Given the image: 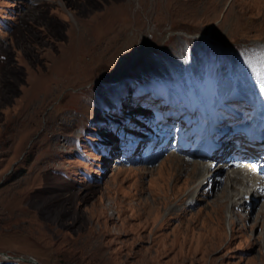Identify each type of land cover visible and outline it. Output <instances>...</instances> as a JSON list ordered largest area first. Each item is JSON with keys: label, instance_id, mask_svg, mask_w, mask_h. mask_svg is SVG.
<instances>
[{"label": "rangeland", "instance_id": "obj_1", "mask_svg": "<svg viewBox=\"0 0 264 264\" xmlns=\"http://www.w3.org/2000/svg\"><path fill=\"white\" fill-rule=\"evenodd\" d=\"M256 85L264 0H0V261L264 264V199L235 229L213 204Z\"/></svg>", "mask_w": 264, "mask_h": 264}, {"label": "bare ground", "instance_id": "obj_2", "mask_svg": "<svg viewBox=\"0 0 264 264\" xmlns=\"http://www.w3.org/2000/svg\"><path fill=\"white\" fill-rule=\"evenodd\" d=\"M200 36H202V35H200ZM209 36H210V33L207 31L206 34H204V36H202V37L207 38ZM258 85L255 86V87H257V89H256L257 91L255 90L256 92L254 91V93L251 94L252 97L257 100L256 111L254 113V118L251 122V125L253 126L252 129H254L255 131H257L258 128L264 123V99H263L264 96L259 95L260 87ZM253 134H257V133H253ZM223 144H224V142L222 141V145ZM172 154L173 153H171V155ZM194 156L196 158L206 160L204 158V156H212V158H213L214 157V151H211L210 149H200V151L194 153ZM192 159H194V158H192ZM218 159H219L218 162L216 161L217 162L216 168L219 167V172L223 171V169L225 170L226 168H231L232 173H230V174L226 173L224 184H222V179L217 180V183H215V184L213 183L214 187L215 188L218 187V190H219L218 191L219 194L218 193L216 194V197L213 200V204L216 205V209H217V208H220L219 204L224 202V207H222L223 217L221 215L220 216H221V218L225 219V214H226V216H227L226 218L228 219V222L231 221L230 223L232 225V229H235L236 225L231 220L233 215H235L237 218H240L242 213H244V216H247L249 209L251 207V203L253 206H255L257 204V201H259V199H264V171H259V170L252 168L253 164L243 165V163H241L238 160L236 155L224 156V157H220ZM209 161L213 162L215 164L214 161H212L210 159H209ZM206 163L207 162H204V163L198 162V166L196 167L197 170L193 171L192 175L196 176L197 174H200V176H201V175L205 174L206 172H208L209 169H212L211 167H213V164L212 163L206 164ZM236 164H238V165L235 166ZM223 165H225V166H223ZM213 171H215V170H213ZM213 175L214 174H212V176ZM242 175H244V181H243ZM215 176L217 177V175H215ZM209 179H210V177H207L205 179L206 183H208ZM213 180L214 179L212 178V181ZM197 182L201 183V182H203V180H201L200 182L199 181H197ZM195 187H196V185H195ZM194 191H195V189H194ZM190 192H192V191H190ZM187 197H188V193L183 195L179 199V202L180 201H181V203L184 202L187 199ZM242 198H243V201H241ZM160 199H162V198H160ZM228 201L230 202V205L227 203ZM214 205H212V206H214ZM244 205H245V207H244ZM244 208H247V212L245 211ZM243 209H244V212H243ZM172 213H174V209L170 208V210L167 211L166 215L169 217L172 215ZM166 215H164V217ZM254 223H258V224L260 223L264 227V203L261 206V210L259 211L257 217L254 219ZM210 228L212 229V227H210ZM221 245H222V243H221Z\"/></svg>", "mask_w": 264, "mask_h": 264}, {"label": "trees", "instance_id": "obj_3", "mask_svg": "<svg viewBox=\"0 0 264 264\" xmlns=\"http://www.w3.org/2000/svg\"><path fill=\"white\" fill-rule=\"evenodd\" d=\"M0 264H19V263L13 261H0Z\"/></svg>", "mask_w": 264, "mask_h": 264}, {"label": "water", "instance_id": "obj_4", "mask_svg": "<svg viewBox=\"0 0 264 264\" xmlns=\"http://www.w3.org/2000/svg\"><path fill=\"white\" fill-rule=\"evenodd\" d=\"M33 259V258H32Z\"/></svg>", "mask_w": 264, "mask_h": 264}]
</instances>
